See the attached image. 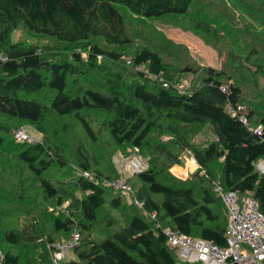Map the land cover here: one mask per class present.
Here are the masks:
<instances>
[{
	"label": "trees",
	"instance_id": "1",
	"mask_svg": "<svg viewBox=\"0 0 264 264\" xmlns=\"http://www.w3.org/2000/svg\"><path fill=\"white\" fill-rule=\"evenodd\" d=\"M155 20L197 34L220 67L156 37ZM20 27L64 44L12 40ZM262 78L264 0H0L3 263L49 264L74 229L73 264H182L165 226L226 245L217 184L264 213ZM241 105L246 122L228 111ZM27 125L37 141L15 138ZM134 147L148 167L125 194L104 182L118 175L112 155ZM185 153L196 167L181 179L171 168Z\"/></svg>",
	"mask_w": 264,
	"mask_h": 264
},
{
	"label": "built area",
	"instance_id": "2",
	"mask_svg": "<svg viewBox=\"0 0 264 264\" xmlns=\"http://www.w3.org/2000/svg\"><path fill=\"white\" fill-rule=\"evenodd\" d=\"M128 62H131L128 60ZM136 68H141L140 66ZM244 106L238 108L228 107L233 114H240L242 121L247 119L241 111ZM15 138L18 141H37L38 138L29 135L25 126L16 129ZM117 169V177L112 181H105V184L113 186L125 194L133 191L128 182L131 174L138 173L148 167V162L134 147L128 155L116 153L113 157ZM195 161V159L193 158ZM259 172L264 173V158L256 163ZM89 176V171H84ZM215 190L222 197L229 212V219L225 230L226 245L219 246L210 240L191 236L180 232L170 226L163 227L168 243L174 248L177 260L182 264H264V213L259 209L258 201L251 194L240 195L234 190H225L220 184ZM139 206L143 202L135 198ZM156 212L151 216L155 217ZM80 234L74 229L67 238L53 242L49 245L51 260L49 264H73L66 260L67 253H74V246L78 244ZM4 254L0 249V264L3 263Z\"/></svg>",
	"mask_w": 264,
	"mask_h": 264
},
{
	"label": "rangeland",
	"instance_id": "3",
	"mask_svg": "<svg viewBox=\"0 0 264 264\" xmlns=\"http://www.w3.org/2000/svg\"><path fill=\"white\" fill-rule=\"evenodd\" d=\"M152 23L154 24L155 28H157L156 30H159L155 34L156 37L158 36L157 33L161 32L165 36L172 38L174 41L185 44L186 47L188 48L187 54H189V56H191L192 58H195V60L198 61L200 64L208 65V66L215 67V68L220 67L221 58L219 57L217 51L214 48H212L210 45L206 44L204 40L201 37H199L197 34H195L194 32L184 30L179 27H174L160 20H155ZM128 26H129L130 31L133 33L134 32L147 33L146 29L144 28L143 23L138 22L134 18L132 19V23H129ZM147 28H150V27H147ZM21 39L29 40L31 43H35L38 45L47 44V43H55L59 45L64 44L63 41H59L58 39L52 36H48L45 34H34L29 30L23 29V27L15 29L12 33V40L17 41ZM103 47L111 48L112 44H107V45H104ZM261 80L264 82V78H262ZM25 128H26V132L29 135L35 136L36 138L40 137L41 135L40 132L34 129L31 125H27ZM203 138H204V134H199L195 137V140L200 141ZM116 153L121 154V152L118 150L113 155H115ZM113 155H112V160L114 162ZM187 159L191 161L193 157L189 153H185L184 162H186ZM188 164H189L188 168H190L192 171L194 169V165L196 164V162H194L193 164L188 162ZM180 170L181 171H176L178 175L175 173L174 174L180 177L181 179H185L186 174L188 173V170L187 172H186V169L184 170L180 169ZM74 258H75V255L73 254V252L69 251L67 253L66 260H70Z\"/></svg>",
	"mask_w": 264,
	"mask_h": 264
},
{
	"label": "crops",
	"instance_id": "4",
	"mask_svg": "<svg viewBox=\"0 0 264 264\" xmlns=\"http://www.w3.org/2000/svg\"><path fill=\"white\" fill-rule=\"evenodd\" d=\"M188 162H190L191 164H193L195 161L192 159L191 161L189 160V159H187L186 160V162H184L183 164H176V165H174L172 168H171V171L173 172V173H175V174H177L178 175V173H176V171H181L180 169H182V170H184V169H186V172H187V170H188V173H189V171H191V169L190 168H188V166H189V164H188ZM196 167V164L194 165V168ZM188 173L186 174V177L188 176Z\"/></svg>",
	"mask_w": 264,
	"mask_h": 264
}]
</instances>
